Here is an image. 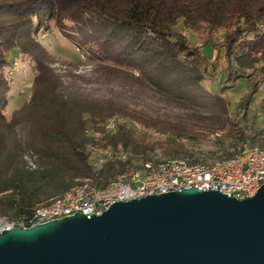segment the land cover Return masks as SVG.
<instances>
[{
	"label": "trees",
	"instance_id": "16d2710c",
	"mask_svg": "<svg viewBox=\"0 0 264 264\" xmlns=\"http://www.w3.org/2000/svg\"><path fill=\"white\" fill-rule=\"evenodd\" d=\"M181 25L223 33L227 64L250 81L249 104L264 88V0H0V218L30 216L85 181L103 189L154 158H201L183 139L226 131L218 143L228 141L233 152L221 158L239 151L247 132L228 118L222 97L201 87L208 59ZM54 28L87 47L92 80L55 68L56 57L39 39ZM16 52L28 58L34 80L30 99L8 115L5 69ZM91 85L117 94L95 95ZM259 109L264 118V100ZM249 137L256 144L259 135ZM119 148L126 161L92 167L95 153Z\"/></svg>",
	"mask_w": 264,
	"mask_h": 264
},
{
	"label": "water",
	"instance_id": "95a60500",
	"mask_svg": "<svg viewBox=\"0 0 264 264\" xmlns=\"http://www.w3.org/2000/svg\"><path fill=\"white\" fill-rule=\"evenodd\" d=\"M0 264H264V185L187 189L0 234Z\"/></svg>",
	"mask_w": 264,
	"mask_h": 264
},
{
	"label": "built area",
	"instance_id": "2783aa9c",
	"mask_svg": "<svg viewBox=\"0 0 264 264\" xmlns=\"http://www.w3.org/2000/svg\"><path fill=\"white\" fill-rule=\"evenodd\" d=\"M107 131L116 130L110 120ZM122 148L101 150L91 158V165L100 169L110 160L126 161ZM264 185V148L244 143L232 158L190 157L154 158L139 164L130 172L117 175L100 189L85 181L66 191L49 205L32 215L11 220L0 218V234L7 230L28 229L38 224L61 220L76 214L99 216L117 202H127L151 195L182 192L187 189L219 190L239 200L253 197Z\"/></svg>",
	"mask_w": 264,
	"mask_h": 264
},
{
	"label": "rangeland",
	"instance_id": "374dc122",
	"mask_svg": "<svg viewBox=\"0 0 264 264\" xmlns=\"http://www.w3.org/2000/svg\"><path fill=\"white\" fill-rule=\"evenodd\" d=\"M180 30L190 40L192 47L200 50L208 59V62H205L207 71L203 75L201 87L212 96L222 97L229 104L228 118L231 121L237 122L246 130V143L260 148L264 147V118L259 109V105L264 100L263 86H260V90L252 96V101L248 104L247 100L251 88L250 81L248 79L236 78L234 72L231 71L230 66L227 64L226 58L224 57V50L221 49L225 44L223 33L218 32L211 36L206 31L200 33L184 31L182 25ZM39 39L46 44L56 57L58 63L55 65V68L59 73L64 75L68 72H73L85 76L87 80H92L90 74L93 70V62L88 59L86 46L79 49L77 45L55 28L52 34H42ZM208 40L210 42L206 44ZM9 59L11 60L9 63L10 67L7 68L10 69L5 70L12 84L7 108V114L11 115L17 108L30 99L34 73L28 58L19 52L11 55ZM250 72L248 71L247 74H250ZM228 74L229 78L227 79ZM251 81L258 82L259 80L253 76L251 77ZM87 88H90L98 96L104 95L111 97L117 94V90L114 87L91 85ZM160 107L169 112V108L166 106ZM211 108L213 107H210L209 110ZM209 110L207 112H210ZM225 133L226 131H217L212 134H207L199 140L183 139L181 142L187 147L189 154H194L196 157H205L211 161L233 152V147L228 141L225 145L218 143L219 139H224ZM249 135H259L255 139L256 144L252 143ZM155 137H158V135L155 134ZM28 162L31 165L30 160Z\"/></svg>",
	"mask_w": 264,
	"mask_h": 264
}]
</instances>
